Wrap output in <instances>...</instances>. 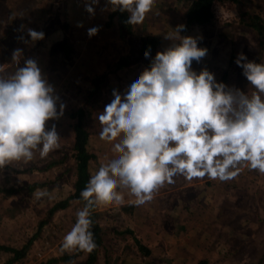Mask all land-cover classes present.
I'll list each match as a JSON object with an SVG mask.
<instances>
[{
  "label": "clouds",
  "instance_id": "1",
  "mask_svg": "<svg viewBox=\"0 0 264 264\" xmlns=\"http://www.w3.org/2000/svg\"><path fill=\"white\" fill-rule=\"evenodd\" d=\"M81 3L90 18L96 17L97 9L127 13L124 23L134 28L144 23L155 0ZM172 29L163 34L170 45L154 57L149 46L144 52L149 65L123 93L114 88L111 102L95 117L99 139L112 144L114 156L100 162L80 192L84 205L61 241V253L93 252L97 244L92 211L123 205L125 190L133 198L127 202L139 207L150 203L166 184H175L177 176L227 182L244 168L264 175V62L237 54L235 64L248 82L245 91L218 80L207 67L194 69L193 62L201 64L208 55L206 47L198 46L204 37L181 35L185 24ZM100 30L101 26L88 28L87 35L91 39ZM16 31L17 40L28 46L46 38L45 32L23 24ZM11 62L16 64L13 73L0 66V169L33 160L34 151L43 159L58 149L61 136L55 122L67 108L37 59L16 48ZM33 195L37 200L53 198L46 189Z\"/></svg>",
  "mask_w": 264,
  "mask_h": 264
},
{
  "label": "rangeland",
  "instance_id": "2",
  "mask_svg": "<svg viewBox=\"0 0 264 264\" xmlns=\"http://www.w3.org/2000/svg\"><path fill=\"white\" fill-rule=\"evenodd\" d=\"M52 1L56 2L60 0H39L38 3V7L42 9L40 13L41 16L40 18L38 17V23L40 22L39 27H41V31H46L49 35L54 28L53 26H51L53 15L49 17L46 16L51 15L47 12L50 10L49 8L51 3H54ZM64 1L65 0H62L63 3ZM32 2L36 3L37 0H0V60L4 56L11 57L12 51L14 49L22 48L25 51L24 56L37 59L39 61L40 67L44 72V62L51 65L50 62L42 60L43 57L45 58V51H47L46 48L45 50L43 49L48 45H40V42L38 41L34 46H28L22 44L16 38L20 34L16 31V29L19 28L22 24L26 27L29 26L38 31L36 25L37 16L39 14L35 13L36 6H34ZM160 4L162 5V3ZM174 5L175 3H172V9L174 8ZM177 8L178 9H176V11H184L186 8V4L183 5L182 3H178ZM154 9L155 6H153L152 11ZM222 12L226 16H229L231 14H239L246 21H248V17L250 15L257 14L260 17L261 22L264 24V0H240L235 9H231V11L228 12L222 10ZM150 13H153L154 15H152L148 19L150 21L149 23H151V26L147 28V31L143 32L140 25L135 26L134 28L132 26V31L136 35H146V33L151 36L157 35L149 32V30H151L152 27L156 26V24H158L160 20L155 15V12ZM214 22L215 20L211 19L205 24L206 30H201L196 34L200 33L201 35L208 36L209 38H211V36L215 34V36L218 37L219 41H216L215 39V45H212L209 43L208 38L204 39L206 42H208L205 43V45L203 43H199L202 44L201 47H206L209 50V53L204 58L201 64H197L194 61L193 68L199 71L203 67H207L210 71L216 74L218 80L226 82L230 85L235 84L236 86L247 91L248 82L242 76V69L235 64V59L238 53L243 52L246 54L249 60H255L258 63L264 62V34L260 35L255 29L242 23L239 24L223 22L220 24H216ZM33 23L35 25H31ZM24 35H26V32L24 33ZM124 36H126V38L118 47L119 55H123L124 53L126 55L128 54V52H131L130 43L133 42L132 40H129L126 34H124ZM28 39H30V37H28ZM126 40L128 42H126ZM210 42H212V38L210 39ZM158 45L156 46V48L158 47ZM131 46L135 47V45ZM83 47L73 45L72 52L80 53L82 52V50H84ZM163 49L164 48L162 47V50ZM60 51V48H53V52L55 53L53 55H55L58 65H62L65 60L64 57L60 55ZM84 52L88 51L84 50ZM128 55H130V57H135L132 52ZM114 60H116V57ZM114 60H110L111 66H114V64L116 63V61ZM22 61L23 57H21V64ZM140 62L143 66L142 59L137 63ZM0 66L4 67L5 73H10L9 65H6L5 62H0ZM144 68L145 67L143 66L142 69ZM13 70L15 71L16 68L14 67ZM142 71L143 70H138V75ZM44 73L46 74L49 82L53 84L56 89L59 88L57 90V93L61 97L62 101L67 105L64 117L62 119L67 118L72 122L73 119L69 118V113L76 111L79 107H77L76 105L70 107L67 88H65L64 90L63 84L60 82L62 81L61 74H58L59 77H54L52 75V68L46 69V72ZM110 75L112 76V74ZM123 76L124 78L121 77L123 78V80L127 79L128 77L132 76V71L126 73ZM116 81H118L117 78ZM82 82H85V85H88L91 83V79L90 77H87L83 79ZM101 84H103V88L105 89V92L101 93L107 97L112 96V90L115 88V83L107 79L105 82H101L100 85ZM75 89H83V86L81 84H78L76 85ZM86 122L87 127H89L90 129V132H93L94 125H92V119L87 118ZM92 142L93 146L97 144L94 139H92ZM59 143L60 147L58 149L53 150L46 158L42 159L44 161V165H48L52 161L53 163H58L57 165L59 166H56V172H47L44 173V175L41 174V177L36 176L35 179L37 180L32 183H37L39 185L28 194L25 190L19 192L16 191L9 194H0V210L2 209L3 211V209H9V212L12 214V216H14L13 222L0 226L1 230L11 226L13 230H19V228H21V230L26 233V236L28 234V238L32 239V241H38L41 237V233L44 232L43 230L45 228H47V230L52 233L49 235H51L55 240H59L60 238L63 239L64 235L71 230L73 224L75 223L74 221L76 220L75 213L77 209H79L76 201L71 200L69 205L67 206V210L63 213L58 214L57 216H54L57 211L53 213L52 216H50L49 213V210L57 201L63 200L70 195L71 191H73V184L76 178L75 159L71 157V146L73 142L67 140L66 138H63L59 141ZM98 152L100 154H103L97 156L98 161H90L91 165L95 164L97 166L102 160H105V152ZM36 155V151H34L35 160ZM7 168L11 169L12 172H2L0 169V179L10 176L12 181L17 184V186L22 183H18V180H16V178H14L13 176V172L19 169V161L15 164H10L9 167L7 166ZM247 172H241V174L238 176H246L248 178V181H246L245 183H234L233 181H236V179H234L233 181L231 180L227 182H221L219 180H209L207 177H205L201 182L196 184L194 183L196 179L187 181L184 177L177 176L174 178L176 180L175 184H166L157 192L161 196L156 198V201L152 205V207H148V203L142 205L141 207L143 208V211L146 213V215H152V213H176L182 215L187 213H197L199 215H203L201 217H196V219H192L188 223H192L194 224V226H201V224H204V230L206 229L207 235H209L208 232H214V235L209 236L211 242L212 237L214 243L219 245H221V243H228V246H230L231 249H233L234 247H247L249 251L245 252L243 249H241L239 252L235 253V257L238 262L250 260L252 262L260 261V263H264V175H261L256 171H253L250 174H247ZM92 174L94 173L92 172ZM239 180H242V178ZM188 183L194 184H191L192 186H187L189 185ZM183 185H186L187 187L182 188ZM9 187L13 186L10 185L7 188ZM37 189H46L47 191L52 193L53 198L51 200H49L47 197L41 198L39 200L35 199L33 194ZM124 193L127 194V191L125 190ZM3 196H12L13 200H9L10 197L3 198ZM186 203H189L188 207L185 205ZM115 206L116 205H110L107 207L97 208L99 211L105 212L100 221H102L109 227H113L112 229L115 232H121L120 237H116V233H112V230H109L105 233V245L107 248L106 250L101 249V254L99 256L103 254L107 258L108 256L110 258L118 257L123 254L115 252L117 244L118 249L123 247V245L126 243L135 244V246L137 245L138 247V244L136 242L137 240L134 239L132 235H129V237L126 235L131 221L125 220V218H121L117 214ZM141 211L142 210H138L136 214L137 217H140L139 212ZM214 214L219 215L217 219L213 218ZM49 216L50 218L48 222H46V224H44L41 229H39V223L41 221H46ZM182 217L184 218V216ZM55 221L59 225L58 231H54V227L52 226V223H54ZM142 222L145 221L142 220ZM146 222L148 224L147 227L151 232H154L155 228L158 227H164L165 229L170 228V220L165 219L162 221L161 219L147 218ZM186 223L187 221L185 222V224ZM155 224H159V226L155 227ZM156 233L158 234V232ZM66 253L68 252H65V254ZM83 253V255L77 257L76 259H70V262L68 260H61V262L57 263L55 259L62 253L58 254V256L46 258L45 260H41L38 262H36L34 259H30V261L27 262H36L33 264H83L88 258V256L85 255L87 252ZM134 253L135 252H133L132 254ZM128 256L129 258H131L130 253H128ZM2 258L6 260V256L4 254L2 255ZM148 259L153 260L154 257ZM100 260L101 258L99 257L95 264H100ZM20 264H25V261H22Z\"/></svg>",
  "mask_w": 264,
  "mask_h": 264
},
{
  "label": "crops",
  "instance_id": "3",
  "mask_svg": "<svg viewBox=\"0 0 264 264\" xmlns=\"http://www.w3.org/2000/svg\"><path fill=\"white\" fill-rule=\"evenodd\" d=\"M32 3L34 6H36L35 13L39 14L37 16L36 27L38 31H41V27H39L40 22L38 23V17L40 18L42 9L38 7L39 0H37L36 3ZM101 3L103 4V0H101ZM160 3H162V5ZM172 3H175L173 9L171 8ZM154 6L155 9L151 12H155V15L157 16V18H159L160 22L156 24V26L152 27L149 32L157 34L155 36L158 38L160 44L156 48V51L152 53L153 57L157 51H162V47L165 48L171 43L170 41H165L163 39V34L172 32V28H175L178 24H185L183 20L184 11H176V9H178V3L176 2V0H155ZM49 9L50 10L47 13H50L51 15H47L46 17L53 15L51 26H53L54 28L52 29L50 35L45 31V40L39 41L40 45H48L43 49L45 50L46 48L47 51H45V58L43 57L42 60L51 63V65H49L44 62V72H46V69L52 68V75L54 77H59L58 74H61L62 81L60 82L63 84L64 90L65 88H67L70 107L76 105L77 107L81 108L84 117L85 128L89 133L87 150L90 154L94 155V158L92 160L98 161L97 156L103 154H100L98 151L105 152L106 157L110 159L114 156V153L111 150L112 144L101 141L99 139L100 124L98 120H95V117L99 114L100 111L103 110L106 104L111 102L113 97H107L102 94L105 92V89L103 88V84L100 85V83H103L107 79H109L115 83V88L119 89L121 93H123L125 87L131 84V82L138 77L137 71L143 70V66L147 67L150 61L148 64L143 63L142 66L141 62L137 63L138 61H134L135 57H131L130 62L126 66L119 69L116 68L117 60L125 55V53L123 55H119L118 47L121 43H123V40L126 38V36H124V34L122 35V33L120 32L115 17L113 19L110 18L111 13H102L100 9H97L96 17L90 18L89 14L84 11L81 0H65L64 3L62 2V0L56 1L54 3H51ZM152 15L154 14L148 13L146 16V21H144V23L140 25L143 32L147 31V28L151 26V23H149L150 21L148 19ZM78 22H83L84 27H77L76 25ZM205 24L201 26H187V30L182 32L181 35H201L200 33H196L200 32L201 30L205 31ZM31 25L35 24L33 23ZM95 26H101V30L97 36L90 39L87 35V29ZM202 36L204 37V39L209 38L208 36ZM211 38L212 42H210ZM211 38H209V43L212 45H215V42L219 41L218 37H216L215 34H213ZM204 39L200 43H203L205 45V43L208 42H206ZM127 40L126 42H128ZM73 45H78L80 47H83L84 45V50H87L88 52H84V50H82V52L80 53H74L72 52ZM198 46L201 47L202 44H198ZM56 47L61 49L60 55L65 59L62 65H58L55 55H53L55 54L53 52V48ZM115 57L116 60H114ZM110 60L116 61L114 66L110 65ZM131 71L132 76L123 80V75ZM9 72L13 73V68H10ZM110 74H112V76ZM0 75L3 74L0 73ZM87 77H90L91 83L85 85V82H82V80ZM116 78L118 79V81H116ZM78 84H81L83 86V89H75L76 85ZM58 89L59 88H57L56 91ZM87 118L92 119V125H94L93 132H90L89 127H87ZM51 123L53 122H49V124ZM55 123L58 125L57 131L61 136V139L66 138L67 140L73 142L74 132L70 126L71 120L65 118L62 120L60 119ZM92 139L97 142L95 146H93ZM36 154V160L33 157V160L27 163L19 161V169L13 172V176L14 178H16V180H18V183L22 182L33 184L32 182L37 180L35 179L36 176L41 177V174L44 175V173L47 172H56L55 169L56 166H59L57 165L58 163H53L52 161L50 164L44 165V161L40 158L38 151H36ZM15 163H17V161L12 162V164ZM7 166L9 167V165H6L3 169H1V171L10 172L11 169L7 168ZM98 167L99 165H91V163L89 162V173H94L98 169ZM242 172H247V174H250L253 171H249L247 168H244ZM241 178L242 180H239ZM246 178V176L238 177L236 178V181H232L234 183H245L246 181H248V178ZM201 181L202 179H196L194 183L197 184ZM12 182L13 181L10 176L0 179V189L7 188L10 185L16 187L17 184ZM194 183H188L189 185L187 186H192ZM38 185L39 184H37V186ZM187 186L183 185L182 188H185ZM1 193L2 192H0V194ZM124 196L125 203L123 205H116V212L121 218H125V220L131 221L126 235L128 237L129 235H132L134 239H136L141 245H143V249H140V247H137V245L135 246V244L127 243L124 244L123 247L118 249L117 244L115 252L123 254L114 258H110L109 256L107 258L102 254L101 256H99L101 258L100 264H264L263 262L260 263V261L252 262L250 260L238 262L236 260L235 253L239 252L241 249L247 252L249 251L247 247H234L233 249H231V247L228 246V243H221V245L214 243L212 237L211 242L209 236L214 235V232H208L209 235H207L206 229L204 230V224H201V226H194V224L188 223L192 219H196V217H201L203 215H199L197 213H187L184 215L176 213H152V215H146L141 206L140 208L134 205H130L127 202L129 199H133L132 197H129L127 194ZM159 196L161 195L159 193H156L154 199L150 203H148L147 206L152 207V205L156 201V198ZM5 197H10L9 200H13L12 196H3V198ZM188 204L189 203H186L185 205L188 207ZM66 210L67 207L64 209H60L55 213L54 216H57L58 214L63 213ZM138 210H142L141 212H139L140 217L136 216ZM182 216H184V218ZM218 216L219 215L214 214L213 218L217 219ZM13 217L14 216H12V214L9 212V209H3V211L1 209L0 226L13 222ZM147 218H156L161 219L162 221L165 219L170 220V228H160L158 227L159 224H155V227L158 228H155L154 232H151L147 227ZM184 219L187 221L186 224V221ZM142 220L145 222H142ZM111 230L112 233L115 232L113 229ZM156 232H158V234ZM115 233L116 237H120V231H116ZM25 236L26 233H24L21 228H19V230H13L11 226L3 230L0 229V264H20L22 261H25V264L36 263H28L24 255L14 259L11 263H7V260L13 254L11 249H20L28 243V234L26 237ZM133 252L135 253L132 254ZM128 253H130L132 259L129 258ZM3 254L6 256V260L2 258ZM83 254L84 253L82 252L80 255L76 256L75 259ZM85 255L88 256L89 253H86ZM151 257H154V259H148ZM61 260L63 259H61L60 256L56 258L57 263L61 262Z\"/></svg>",
  "mask_w": 264,
  "mask_h": 264
},
{
  "label": "trees",
  "instance_id": "4",
  "mask_svg": "<svg viewBox=\"0 0 264 264\" xmlns=\"http://www.w3.org/2000/svg\"><path fill=\"white\" fill-rule=\"evenodd\" d=\"M240 0H176L177 3L186 4V8L183 14V20L186 26H201L211 19H214L216 24L220 23H242L246 24L253 29H255L260 35L264 34V24L261 22L260 17L257 14L250 15L248 17V21H246L241 15H229L226 16L223 14L222 10L225 12L231 11V9H235ZM127 13H111L110 18L113 19L115 17L116 23L118 24V28L120 32L126 34L129 40H132L133 43H130V51L135 55L134 61H141L144 64H148L149 60L145 59L144 52L145 50L151 46V55L155 52L156 46L159 44V40L156 36H151L148 34L136 35L132 31V26L126 25L124 21L127 19ZM129 52V53H131ZM131 60L130 55H123L121 58L117 60L116 68H123L126 66ZM0 62H5L6 65H9L10 68H16V65L11 62V57L4 56L1 58ZM69 118L73 119L71 122V127L74 132V140L71 146V157L75 159V181L73 184V191L70 195L60 201H57L52 208L49 210L50 216L53 213L60 209L66 208L70 201H76L78 204V208H82L84 205V201L80 197V192L85 188L90 173L88 170L89 162L94 158V155L90 154L87 150V143L89 133L85 128L84 117L81 108H78L76 111L69 113ZM37 187V183L29 184V183H20L16 187H9L0 189L2 193H12L16 191L25 190L26 193H30ZM105 212L99 211L97 208L92 211L91 219L93 220V226L91 230L94 232V240L97 244V248L89 253L88 258L85 260L83 264H95L98 259V256L101 254V249L106 250L105 245V233L111 230L113 227H109L105 225L102 221H100L101 217H103ZM50 216L46 221H41L39 223V229L48 222ZM115 228V227H114ZM32 242V239H29L28 243L24 245L20 249H11L12 256L7 260V263H11L14 259L19 258L24 255L26 249L29 244ZM140 249H143V245H141L138 241H136ZM81 251H73L72 253H62L60 255L63 260H70L80 255ZM56 260V259H55Z\"/></svg>",
  "mask_w": 264,
  "mask_h": 264
},
{
  "label": "built area",
  "instance_id": "5",
  "mask_svg": "<svg viewBox=\"0 0 264 264\" xmlns=\"http://www.w3.org/2000/svg\"><path fill=\"white\" fill-rule=\"evenodd\" d=\"M75 222V221H74ZM54 227V231L59 230V225L55 221L52 223ZM44 232L41 233L40 239L33 240L32 243L28 246L24 253L25 259L30 261V259H34L36 262L45 260L46 258H52L53 256H58L61 254L60 252V245L62 238L59 240H55L51 235L52 234L45 228ZM62 255V254H61Z\"/></svg>",
  "mask_w": 264,
  "mask_h": 264
}]
</instances>
